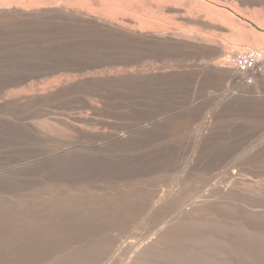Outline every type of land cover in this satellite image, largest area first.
Listing matches in <instances>:
<instances>
[{
  "label": "bare ground",
  "instance_id": "obj_1",
  "mask_svg": "<svg viewBox=\"0 0 264 264\" xmlns=\"http://www.w3.org/2000/svg\"><path fill=\"white\" fill-rule=\"evenodd\" d=\"M229 1L191 0L190 3L200 4L203 13L194 10L187 11L182 7V0L0 1V35L8 31L13 33V30H17L18 33L22 29L30 28L34 31L57 33L56 35L66 33L75 36V39L54 43L53 50L59 51L61 54L51 56L52 52H50L48 62L43 68L32 67L28 72L24 74L19 72L20 75L16 74L17 76L14 77L16 79L14 80L19 82L26 76L50 77L62 73L65 76L62 78L63 75L60 74L59 77L58 74V79L60 78L61 81H59L60 79L56 81L57 83L61 82L59 85H55V80L52 79L51 82L48 81L50 83H43L44 87L41 85H38V88L35 87L37 89L34 93L27 92L32 89V86L30 89L27 86V91L24 86L25 90H21V88L20 90L14 89L15 91H4V96L2 95L0 98L2 104L8 110L10 109V112L11 110L24 112L26 114H21V116L28 115V118L32 116L43 121L41 126L33 124L30 126L32 122L27 119L26 121L30 124L27 122L29 125L26 127V122L24 125L21 124L23 118L18 125L17 135H19L20 129L21 136L24 134L26 138L30 137L33 141L43 140L46 145L47 143L51 144L50 147L53 144L52 150L49 149L50 152L45 150L49 155L45 154L47 158L23 168L21 175L14 174V172L12 175L6 176L7 178L0 179V189H2L0 191L3 193V198H0V264H102L105 261L108 264L114 255L115 257L119 255H116L115 252L120 249V239L125 236L123 234L129 233L138 225L141 226L142 223L155 224L168 213L179 214L180 224L176 225L172 222L173 225L168 228L165 227L168 225H165V229L159 228L155 234L156 237L152 236L153 238L134 246L137 247L134 254L132 253L134 257L127 264H155L156 256L167 248L168 242L170 244L175 242L174 246L179 247L178 242L182 239V218L184 221L185 219L191 220L190 228L195 229L197 236H204L207 240L212 235L213 238L210 240L216 237L219 239L220 236L222 239L223 236H226L232 238L230 240L235 238L241 241L243 239L238 237L243 232L245 236H242L243 241L248 239L249 244L245 245L249 247L252 238H249L248 232L244 233L246 231L243 229L234 231L229 230L231 228L228 227V230L224 228L222 222L229 218H237L241 226L264 234V213L262 211L249 210L248 207L245 208L241 205L240 207H230L232 203L228 206L229 203L226 204L225 201L218 202L210 194L204 197L200 196L199 201H195L191 205L188 204V207L191 206L189 209L190 207L186 208L187 203L182 198L181 190H170L172 192H167L168 195L165 197L157 193L156 189V191L154 189L152 191L151 188V190L148 188H126L118 190V197L112 200L109 198V200H102L100 199L103 198L101 193L100 195L92 191L94 183L99 179H105V182H114L121 177L130 178L159 170H166V173L167 170H170L173 174H175L174 171L181 170L180 174H182V165H184L182 164V150L185 147L188 149L199 140L218 142L217 145L221 142H233L231 145L226 143L225 147H216L215 150L213 148L211 150V147L208 146L211 150L208 152V149L203 146L206 150H202H205L206 153L204 152L205 154L196 160L195 167L207 176L212 175L225 163V160L234 156L237 147L245 145L243 143L245 140L259 139L263 141V144L260 143L262 141H259L261 145H256L259 148L264 146V128L250 130V125L249 129H242L241 126V128H234L236 125L220 128L216 126L214 119L219 110H215L218 113L214 112V117L209 116V105L206 101H202V98L204 99L206 96L203 97L201 93L208 91L209 88L214 93L213 89L219 92L224 86H228L233 93L231 95L222 93V108L220 106L222 110L241 111V113L242 111L256 112L261 115L257 117L264 119V68H262L264 64V14L258 15L257 13L258 9L264 10V0H236L235 12L242 14L239 15L241 18H235V15H232L230 21H227L229 22V26H227L226 23L224 25L219 21L225 20L234 12L232 8L227 7L231 3ZM87 7H92L93 10L87 11ZM205 12L208 15L213 14V18L208 19ZM242 19H247L249 22ZM182 23L187 26L199 27L207 36L197 38L183 34ZM213 34H218L219 37H212ZM254 36L260 40H254ZM62 38L66 37L63 35ZM248 39L254 40L253 47L246 46ZM245 55L252 56L253 60L250 70L241 72L232 65V60ZM42 57L44 59V56ZM198 58L205 62L198 65L197 68L183 69L185 66L182 67V61ZM27 65L29 66V64ZM4 74L6 75V72ZM41 81L38 82L41 84ZM183 84L194 86V90L197 85V88L199 87L201 90H199L201 96L195 95L192 89L191 96L189 95L187 98L186 95L183 99ZM211 89H209L210 93ZM95 91H98L99 94L100 91L102 93L104 91L106 92L104 94L112 98V102L108 103L110 104L109 107L107 106L108 108L104 109L105 105L102 103L104 110H101L100 104L98 107L93 101L86 98L87 95H82L92 94ZM196 91L198 92V90ZM227 91L225 92L227 93ZM154 95H161V97L162 95H172L173 98L171 97V100L163 99L164 96L162 99L157 96L153 98ZM213 96L209 97L213 99ZM66 97L78 100L76 104L78 103L79 108L81 107L79 104L85 109L87 108L86 111L82 108L86 113L82 111H78L79 113H55L53 108L52 110L48 108L51 106L50 103L56 101L58 103V100H63ZM221 99L218 96V100L221 101ZM105 100L107 101V99ZM196 101L200 102L196 103ZM212 101L214 103V99L210 102L212 103ZM73 102L75 103V101ZM70 104L72 105L71 102ZM182 104L187 108L186 120L200 122L202 126V133L199 137H189L186 142L184 139L182 140V109H185V107L182 108ZM221 109L220 112H222ZM8 114L6 113V115ZM14 117L13 119L18 116ZM124 118L134 121V131H120L119 126L122 123L117 124L111 120ZM18 119L20 120V118ZM7 121L5 119L4 122ZM131 124L133 125V123ZM96 125H99L98 128L101 126L103 130L93 129L92 126L96 127ZM3 126H1L2 130ZM24 126L31 129L32 132L25 129ZM125 127L123 128L126 131ZM14 135L16 134L14 133ZM71 135L78 138V141H83L84 149L71 150L70 147L64 146L63 141L68 140L69 136L73 138ZM21 140L23 139L18 141ZM190 142L193 144L188 146ZM33 145L37 146L32 143ZM211 145L214 147L216 144ZM186 150L183 151L186 152ZM238 151L237 153H239ZM240 153L242 154V152ZM200 154L198 152V155ZM244 154L239 160L241 163L247 168L248 166L255 167L264 173V150L262 148L251 149ZM195 158L197 157L195 156ZM6 168L8 167L6 166ZM225 171L228 183L223 184L220 189L224 200L228 197H232V200L234 197H241L240 200L247 198V200L245 199L247 202L250 199L255 200V202L250 200L254 204L264 202L263 187L250 185L248 182L250 186L245 187L238 172L235 170ZM177 173L179 174V172ZM245 178H243L244 181ZM55 183L71 186L70 189H76L78 184L87 185H83L81 193L75 194L76 192H69L70 189L65 190V186L63 189L59 188L60 186L54 190L48 188L49 184ZM227 201L229 202V200ZM193 212L195 214H192ZM173 214L171 215L174 216ZM205 216L208 217V221L204 222L203 220L202 222L201 218ZM189 226L187 227L189 228ZM234 240L231 241L233 244ZM243 241L241 242L244 245ZM257 243L255 247L261 245L259 241ZM237 244L239 245V243ZM237 244L235 242L234 245ZM242 244L237 247L241 248ZM258 247H251V251L264 257V245L260 249ZM211 248L214 249L212 246ZM242 250L241 252H245V254L248 251ZM258 258L264 259L261 256ZM115 259L117 260V258ZM116 260H112L115 262L114 264H116ZM210 260L208 259V262ZM252 260L260 263L257 258H252ZM201 261L207 263L202 258Z\"/></svg>",
  "mask_w": 264,
  "mask_h": 264
},
{
  "label": "rangeland",
  "instance_id": "obj_2",
  "mask_svg": "<svg viewBox=\"0 0 264 264\" xmlns=\"http://www.w3.org/2000/svg\"><path fill=\"white\" fill-rule=\"evenodd\" d=\"M1 1V0H0ZM11 1V0H10ZM19 1H21V0H19ZM23 1V0H22ZM183 2H182V7H184V8H186L187 9V11H191V10H194V11H196V12H201V13H203V11H202V8H201V6H200V4L199 3H195V4H193V3H190V1L191 0H182ZM187 2V3H186ZM229 2H231L230 3V6L228 5L227 7H230V8H232L233 10H234V12H235V6H236V0H230ZM79 8H81V7H79ZM92 11L93 10V8L92 7H87V11ZM228 10V9H227ZM193 12V11H192ZM232 12L230 15H229V17L228 18H226L225 20H221V21H219L220 23H222V24H224L225 25V23L227 24V26H229V22H227V21H230V18L232 17V15L235 17V18H241V16H239V15H242V14H240L239 12ZM229 13V12H228ZM258 15H263L264 14V10H261V9H258ZM190 14V13H189ZM236 14H238V15H236ZM205 15H206V17L208 18V19H212L213 18V14L212 15H208V14H206V12H205ZM228 19V20H227ZM243 21H247V19H242ZM247 22H249V21H247ZM16 31V33H14ZM13 30L12 32L13 33H10V31H8V32H5V33H8V34H5V33H3V34H1V35H3V36H1L0 35V98H2V95L7 91L8 92V90L9 91H15V90H20L21 88V90H25V89H23V87L24 88H26V91L28 90V89H30V87L32 88V89H30L29 91H27V92H31V93H34L35 92V89H37L38 87V85H41V87L44 85L43 83H45V84H47V83H50L51 81H52V79H53V81H54V84L55 85H59L61 82H56V81H58L59 79H58V74H54L55 75V77H54V75H51L50 77H48V76H39V75H36V76H34V75H31V76H26V78H24L22 81H20L19 80V82L17 81H15L16 79L14 78V77H16L18 74L20 75V73H26V72H28L29 71V69L30 68H32V67H34V68H38V69H40V68H43L44 67V65L45 64H47V62H48V58H49V56L50 55H48L50 52H52L53 53V55H52V53H50L51 54V56H55L56 54L57 55H59V53L61 54V52H57L56 50H53L54 48H53V46L52 45H54V43L56 44V43H60L61 41H65V40H72V39H75V36L73 35V34H59V35H56L55 33L53 34V33H49V31L47 32V31H34V30H31L30 28H26V29H22V31L20 30L18 33H17V30ZM24 31V32H23ZM45 32V33H44ZM47 32V33H46ZM187 32V33H186ZM182 33L183 34H188V35H190V36H195V37H197V38H202V37H206L207 35H206V33L204 32V31H202L201 29H199V27H197V26H187V25H184L183 23H182ZM189 33H192V34H189ZM38 34V35H37ZM50 36H48V35ZM41 35V36H40ZM46 35V36H45ZM63 35H64V37H68L67 39L66 38H62L63 37ZM67 35V36H66ZM70 35V36H69ZM214 35V36H213ZM213 35H211L212 37H215V38H217V37H219V35L218 34H213ZM9 36V37H8ZM47 37V38H46ZM57 37V38H56ZM74 37V38H73ZM56 38V39H55ZM250 40H252L251 42H250ZM254 40H260L259 38H257L256 36H254ZM254 40L253 39H248V41H247V43H246V46L247 47H253L254 46V44H255V42H254ZM50 46V47H49ZM51 46H52V48H51ZM51 48V49H50ZM38 50V51H37ZM51 50V51H50ZM53 50V51H52ZM37 51V52H36ZM45 53H44V52ZM55 51V52H54ZM31 52V53H30ZM57 52V53H56ZM38 53V54H37ZM47 53V54H46ZM43 54H46V55H43ZM30 56H32V57H30ZM40 56V57H39ZM42 56H44V59H43V57ZM47 56V57H46ZM30 59H29V58ZM34 57V58H33ZM40 58V59H39ZM6 59H7V61H6ZM39 59V60H38ZM10 60V61H9ZM36 60V61H35ZM38 61V62H37ZM41 61H44V62H41ZM30 62V63H29ZM203 62H205V60H203V59H201V58H198V59H187V60H185V61H182V67H184L183 69H189V67L190 68H197V66L198 65H200V64H202ZM32 63V64H31ZM42 63V64H41ZM27 64H29V66L27 65ZM195 64V65H194ZM193 65V66H192ZM26 66V67H25ZM188 67V68H187ZM262 68H264V64L262 65ZM16 70H17V72H16ZM26 70V71H25ZM31 70V69H30ZM6 72V75L4 74ZM20 72V73H19ZM9 73V74H8ZM2 74V75H1ZM17 74V75H16ZM61 75H63L62 73H60ZM60 74H59V77H60ZM14 75V76H13ZM16 75V76H15ZM65 75H63V76H61L62 78L64 77ZM4 77V78H3ZM13 77V78H12ZM34 77V78H33ZM40 77H41V80L43 79V81H41L40 80ZM43 77V78H42ZM49 79H47V78ZM57 77V78H56ZM11 79V80H9V79ZM32 78V79H31ZM44 78H45V80H44ZM6 79V80H5ZM15 79V80H14ZM37 79V80H36ZM5 80V81H4ZM33 80V81H32ZM24 81V82H23ZM33 83H31V82ZM41 81L42 83L40 84L39 82ZM48 81H50V82H48ZM59 81H61V79L59 80ZM47 82V83H46ZM56 82V83H55ZM249 83H250V81H248ZM3 83V84H2ZM24 84L23 86H22V84ZM7 84V85H6ZM36 84V86H33V85H35ZM52 84H53V82H52ZM13 85V86H12ZM30 85V86H29ZM27 86H28V89H27ZM46 86V85H45ZM35 87H37V88H35ZM40 87V86H39ZM44 87V86H43ZM195 87H196V89L194 90V86H191V85H187V84H183L182 85V98L184 99L185 98V96L188 98V96L190 95L191 96V92H192V89L194 90V94L195 95H200L201 96V94L203 95V97L204 96H206V97H204V99L202 98V101H206L207 103H208V113H209V116H211V117H214L215 115V113L217 114L218 112V114H217V116H215L214 117V119L216 120H214L215 121V124H216V126H218V127H220V128H225V127H230V126H232V127H234L235 125V127L234 128H241L242 127V129H246V128H248L249 129V125L251 126L250 127V130H253V129H261V128H264V119L262 118H260V117H257V116H261L259 113L257 114L256 112H251L250 111V113H248V111H247V113H246V111H242V113H241V111H233V110H227V111H225V110H222L221 108H222V99H221V95H222V93H223V95L225 94H228V95H231L233 92H232V89L230 90L229 89V87L228 86H224L221 90H219V92H218V90H215V89H213L214 91V93H212V89L211 88H209V89H211V93L209 92L210 90L208 89V91H205V92H203V93H201L200 91V88L198 87L197 88V85H195ZM10 88V89H9ZM4 89V90H3ZM13 89V90H12ZM15 89V90H14ZM34 90V91H33ZM196 90H198V92L196 91ZM200 90V91H199ZM224 90V91H223ZM226 90H228L227 91V93L225 92ZM1 91H2V94H1ZM5 91V92H4ZM218 92V95H217V92ZM4 92V93H3ZM96 92V91H95ZM95 92H93L92 94L91 93H88V94H90L89 96H88V94H82V95H87L86 96V98L87 99H89V100H91V101H93V103L96 105V106H98V104H100L99 106H101L100 108H101V110H104L107 106L109 107L110 106V104H108L109 102L111 103L112 102V98L110 97V96H108L107 94H104V93H106V92H104L103 91V93H102V91H100V94H99V92L97 91L96 93ZM201 94H200V93ZM207 92H209L208 93V95H207ZM215 93H216V95H215ZM206 94V95H205ZM214 95L213 96V99H214V103H215V101L216 100H218V96H219V99H221V101H216V103L214 104L213 103V101H212V103L210 102L211 100H213V99H211L210 97H212V95ZM106 95V96H105ZM184 95V96H183ZM4 96V95H3ZM96 96V97H95ZM102 96V97H101ZM156 96H157V98H163V96L165 97V98H163V99H172L173 98V96L172 95H162V97H161V95H154V96H152L153 98H156ZM210 96V97H209ZM217 96V97H216ZM104 97V98H103ZM108 97H109V99H108ZM172 97V98H171ZM94 98V99H93ZM206 98V99H205ZM209 98V99H208ZM64 99H66L65 101H64ZM67 99H69V100H67ZM71 99H73L72 101H71ZM99 99V100H98ZM104 99H107V101L105 100L104 101ZM182 99V100H183ZM211 99V100H210ZM111 100V101H110ZM208 100V101H207ZM63 101V102H62ZM73 101H75V103L73 102ZM78 100H76L75 98H73V97H66V98H63V100L62 99H60V100H58V103H57V101L56 102H53V103H56V104H53V103H50V105L51 106H49L48 108L49 109H51L52 110V108H53V110H55L54 112L55 113H69V112H78V111H82V112H84V111H86L87 110V108L85 109V107H83L82 105H80L79 104V106H81L80 108L78 107V103L76 104V102H77ZM103 101V102H102ZM70 102L72 103V105L70 104ZM200 102V101H199ZM198 101H196V103H199ZM60 103V104H59ZM67 103V104H66ZM69 103V104H68ZM97 103V104H96ZM102 103H104V105H105V107H104V105L102 104ZM2 101H0V179H5V177L6 176H9V175H12L14 172V174H18V175H21L22 174V171L25 169V167H27L28 165L29 166H31L33 163H35V162H37V161H39V160H42L43 158L45 159V158H47V156H49L48 155V153H47V151L48 152H50L52 149V147H53V144H52V146L50 147V145H48V143H47V145H46V142L44 141L43 142V140H41V141H37V140H34L33 141V139L32 138H30V137H25V135L23 134V136H21L22 135V132L20 131V129H19V135H17V132L16 131H18V128H19V126L18 125H20L19 123H21V121H22V119L24 118V120L22 121V125H24V124H26L28 121L29 122H32L31 124H30V126L33 124V125H35V126H39L43 121H41L40 120V118L38 119V118H36V117H32V116H29V118L31 119H29L27 116L28 115H25V116H21V114H26V113H22V112H18V111H16V112H14L13 110H11V112H10V109L8 110L7 108H5V106L2 104ZM58 104V105H57ZM62 104H64V105H62ZM107 104V105H106ZM214 105V107H213V105ZM55 105V106H54ZM57 105V106H56ZM61 105V106H60ZM66 105V106H65ZM70 105V107H68ZM75 105V106H74ZM213 107H211V106ZM54 106V107H53ZM60 106V107H59ZM98 106V107H99ZM220 106H221V108H220ZM2 107V108H1ZM4 107V108H3ZM59 107V108H58ZM64 107V108H63ZM68 109H67V108ZM73 107V108H72ZM103 107H104V109H103ZM107 107V108H108ZM183 107H185V109L183 108ZM82 108H84V109H82ZM99 108V109H100ZM182 117L184 118H182V140L184 139V142H186L187 141V138H189V137H192V136H194V137H199V135H200V133H202V126H201V124H200V122H189V120L187 121L186 119H187V117L185 116V114L187 113V108H186V106L185 105H183L182 104ZM4 109H6V110H3ZM75 109V110H74ZM220 109L222 110V112H220ZM84 110V111H83ZM211 110V111H210ZM218 111V112H216V111ZM6 111V112H5ZM7 111H9V112H7ZM186 111V112H185ZM215 112V113H214ZM227 112V113H226ZM245 112V113H244ZM6 113L8 114V115H6ZM18 113H20V114H18ZM79 113V112H78ZM84 113H86V112H84ZM221 113V114H220ZM224 113V114H223ZM236 113V114H235ZM2 114V115H1ZM5 114V115H4ZM11 114V115H10ZM18 114V115H17ZM212 114V115H211ZM228 114V115H227ZM231 114V115H230ZM240 114V115H239ZM242 114V115H241ZM245 114V115H244ZM257 114V115H256ZM14 115H15V117H17V118H15L14 117ZM21 117H20V116ZM85 115V114H84ZM219 115H221V116H219ZM8 116H9V118H11V120H9V118H8ZM13 117L16 119H13ZM26 117V118H25ZM3 118V119H2ZM18 118H20V120L18 119ZM36 118V119H35ZM257 118H259L258 120H257ZM5 119H7L8 121L7 122H4L5 121ZM28 119V121H26ZM34 120V123H33V120ZM40 120V121H38V120ZM127 118H124V119H119L120 120V122H119V120L117 119H111L113 122H117V124H120V123H122V124H120V126H122V127H120L119 126V130L120 131H124V132H129V131H134V125H135V123H134V121H131V120H129V119H127ZM261 119V120H260ZM2 120V121H1ZM12 120H14V121H12ZM19 120V121H18ZM116 120V121H115ZM122 120V121H121ZM123 120H125L124 122H125V124H124V122H123ZM10 121H11V123H12V125H11V123H10ZM18 121V122H17ZM35 121H38V122H40V123H38V122H35ZM127 121V122H126ZM129 121V122H128ZM255 121V122H254ZM257 121V122H256ZM14 122V123H13ZM24 122H26V123H24ZM4 123H6V124H4ZM15 123H16V125H15ZM26 124V127H27V125H29V124ZM129 123V124H128ZM131 123H133V125L131 124ZM260 123H262V124H260ZM131 124V125H130ZM232 124V125H231ZM243 124V125H242ZM6 126V127H4V126ZM128 125V126H127ZM260 125V126H259ZM263 125V126H262ZM1 126H3V130L1 129L2 127ZM41 126V125H40ZM126 126V127H125ZM241 126V127H240ZM246 126V127H245ZM256 126V127H255ZM259 126V127H258ZM8 127V128H7ZM11 127H13V128H11ZM14 127H16V128H14ZM25 127V126H24ZM25 127V129H28L30 132H32L31 131V129H29V128H26ZM99 127V125H96V127L95 126H92V128L93 129H95L96 130V128H98ZM123 127H125V129H126V131L124 130V128ZM258 127V128H257ZM5 128V129H4ZM123 128V129H122ZM8 129V130H7ZM11 129V130H10ZM98 129H102L103 130V128H101V126H100V128H98ZM6 130V131H5ZM14 130V131H13ZM11 131V132H10ZM28 131V132H29ZM6 132V133H5ZM8 132H10V133H8ZM14 133L16 134V135H14ZM10 136H9V135ZM13 136V137H12ZM17 136H19V137H17ZM71 136H73V135H71ZM4 137V138H3ZM21 137V138H20ZM24 137V138H23ZM28 138H30V139H28ZM73 138H74V136H73ZM72 137L70 138V136H69V138H67L68 140H64L63 141V143H64V146L65 147H67V148H71V150L72 149H76V150H81V149H84L83 147L85 146L84 145V143H83V141L81 140H79L78 141V138H74L73 139ZM20 139H23V140H21V141H18V140H20ZM24 139H25V142H24ZM8 140V141H7ZM28 140V141H27ZM31 140V141H30ZM73 140V141H72ZM254 140V141H253ZM10 141V142H9ZM18 141V142H17ZM23 141V142H22ZM27 141V142H26ZM30 141V142H29ZM68 142V143H65V142ZM200 141V140H199ZM199 141H197L198 143H196V142H194V144H196V145H194L192 142H190L189 144H188V146L192 143L193 144V146H189L188 147V149L185 147L183 150L185 151L186 149V152H184L183 150H182V164H184V165H182V174H180V172H181V170L179 171H174L175 172V174H173V172L172 171H170V170H167V173H166V170H159V171H151L150 173H144V174H140V175H137V176H131L130 178L129 177H121V178H119V179H117L116 181H114V182H116V183H114V182H110V181H106L105 182V179L103 180V179H99V180H97L98 182H95L94 183V187L92 188V191L94 192L95 191V193H98V194H100L101 196H103V198H100V199H102V200H112V199H114L115 197L117 198L118 197V190H120V189H129V188H131V189H133V188H136V189H146V188H148L149 190H151L152 189V191H153V189H154V191H156V190H158L157 191V193H159L161 196H167L168 195V193L169 192H172V191H174V190H177V191H180V192H183L182 193V198L186 201V203H187V207L186 208H189V209H191V204H193L195 201H199V198H200V196L202 197H204V196H206L207 194H210L211 196H212V198L213 199H216L218 202L219 201H225V203L227 204V203H229V204H227L228 206L230 205V203H232L233 205H236V206H233L232 204L230 205V207H240V205L241 206H244L245 208L246 207H248V209L249 210H254V211H262L263 213H264V202L263 203H261V202H258L257 200H256V202H258V203H256V204H254V203H252L253 201L255 202V200H249L248 202L246 201L247 200V198H245L244 199V197H243V199L244 200H240V199H242L241 197H234V199H236L235 201H234V199L232 200V197H228L226 200H229V202L227 201L226 202V200H224V198H223V196L221 195V192H220V189H221V187L223 186V184H227L228 183V181H227V179H226V171L225 170H232V171H234L235 170V172H238L241 176H240V178H241V182L243 183V186H250V185H252V184H254V186H258V187H263L262 188V190H264V173H262L261 171H259V169H257V168H255V167H250V166H248V168H247V166L246 165H244L243 163H241L239 160H241V158L245 155L244 153H246L247 151H249V150H251V149H256V148H258V149H263L264 150V146L262 145V146H260V148L258 147L259 145H261L260 143H262L263 144V141L262 140H257V139H250V140H245L243 143L245 144V145H241L239 148L237 147V151L239 152V153H237V151H236V153H235V155L234 156H232L230 159L228 158L227 159V161L225 160L224 162V164H222L221 166H220V168L218 169V170H216L212 175H208L207 176V174H205V173H202L201 171H198V169L195 167V165H196V160L202 155V154H205L206 153V149H208L207 150V152L210 150L209 148H208V146L209 147H211V150H212V148H213V150H215L216 149V147L217 148H220V147H223L226 143H229L230 145L231 144H233V142L231 143V142H221V143H219V145H217V143L216 142H203V141H200V143H199ZM259 141H262V142H260L259 143ZM21 142V143H20ZM35 142V143H34ZM37 142V143H36ZM83 144H82V143ZM203 142V143H202ZM249 142V143H248ZM258 142V143H257ZM17 143V144H16ZM24 143V144H23ZM27 143V144H26ZM29 143V144H28ZM31 143V144H30ZM32 143L33 144H38L36 147H35V145H33L32 146ZM73 143V144H72ZM77 143V144H76ZM205 144V145H202V144ZM209 143H210V145H209ZM16 144V145H15ZM41 144H42V146H41ZM45 144V145H44ZM71 144V145H70ZM78 144H80V145H78ZM82 144V145H81ZM191 144V145H192ZM198 144H200V145H198ZM211 144H216L214 147H213V145H211ZM258 146H257V145ZM18 145H20V146H18ZM22 145V146H21ZM24 145V146H23ZM67 145V146H66ZM207 145V146H206ZM248 145H250V146H248ZM45 146H46V148H45ZM200 146V147H199ZM203 146H205L206 147V149L205 148H203ZM229 146V145H228ZM228 146H226V147H228ZM257 146V147H256ZM9 147V148H8ZM14 147V148H13ZM22 147V148H21ZM48 147V148H47ZM195 147V148H194ZM197 147V148H196ZM225 147V146H224ZM30 148V149H29ZM42 148V150H40ZM78 148V149H77ZM192 148V149H191ZM195 150H194V149ZM199 148H201V149H199ZM18 149V150H17ZM49 149H50V151H49ZM197 149V150H196ZM202 149H205V150H202ZM242 149H244L243 151H242ZM30 150V151H29ZM39 150V151H38ZM45 150H47V151H45ZM202 150V151H201ZM210 150V151H211ZM24 151H26V152H24ZM42 151V152H41ZM190 151V152H189ZM198 152H200L201 154L200 155H198ZM203 152V153H202ZM205 152V153H204ZM240 152H242V154L240 153ZM36 153V154H35ZM18 154V155H17ZM29 154V155H28ZM34 154V155H33ZM38 154V155H37ZM45 154H47V156L45 155ZM49 154H51V153H49ZM10 155V156H9ZM34 156V158H33V156ZM43 155H44V157H43ZM189 155V156H188ZM197 157V158H195V156ZM236 155H238V156H236ZM26 156V157H25ZM184 156V157H183ZM187 156V157H186ZM20 159H19V158ZM40 157V158H39ZM191 157V158H190ZM234 157V158H233ZM22 158V159H21ZM186 158H188V159H186ZM186 159V160H185ZM27 160V161H26ZM191 160V161H190ZM194 160H195V162H194ZM230 160V161H229ZM19 163H18V162ZM21 161V162H20ZM184 161H186V162H184ZM12 162V163H11ZM188 162V163H187ZM194 162V163H193ZM18 163V164H17ZM12 164V165H11ZM192 164H194V165H192ZM228 164V165H227ZM243 164V165H242ZM188 165V166H187ZM233 165V166H232ZM6 166L8 167V168H6ZM184 166V167H183ZM232 166V167H231ZM189 167V169H187ZM191 167V168H190ZM4 168H6V169H4ZM18 168V169H17ZM24 168V169H23ZM248 170H246V169ZM16 169V170H15ZM22 169V170H21ZM195 169V170H194ZM196 169H197V172H195L196 171ZM237 169H241V170H243V171H241L240 172V170H237ZM10 170V171H9ZM246 170V171H245ZM17 171H20V172H17ZM192 171V172H191ZM259 171V172H258ZM177 172H179V174L177 173ZM200 172H201V174H200ZM163 173V174H162ZM171 173V174H170ZM193 173V174H192ZM221 173H222V175H221ZM150 174V175H149ZM157 174V175H156ZM202 174H203V176H202ZM205 174V175H204ZM216 174V175H215ZM243 174V175H242ZM244 174H246V175H244ZM4 175V177H2ZM148 175V176H147ZM145 176V177H144ZM244 176V177H243ZM136 177V178H135ZM246 177V178H245ZM7 178V177H6ZM243 178H245V181L243 180ZM247 178H249V179H247ZM123 179V180H122ZM129 179V180H128ZM120 180V181H119ZM243 180V181H242ZM249 180V181H248ZM253 180V181H252ZM103 181V182H102ZM226 181V182H225ZM225 182V183H224ZM250 184V185H248V183ZM251 182V183H250ZM258 182V183H257ZM258 185H257V184ZM247 184V185H246ZM262 184V185H261ZM52 187H51V186ZM83 185L84 184H78L77 186H76V189L75 188H71L70 189V187L68 186V185H61V184H49V186H48V188H50V189H52V190H54V189H56V188H58L59 186V188H64L63 186H65V190H68V189H70V191L69 192H76L75 194H79V193H81V190L83 189ZM85 185H87V184H85ZM84 185V186H85ZM96 185V186H95ZM98 185V186H97ZM190 185V186H189ZM197 187H195V186ZM261 185V186H260ZM58 186V187H57ZM67 186V187H66ZM149 186V187H148ZM158 186H160V187H158ZM77 187H78V189H77ZM144 187V188H143ZM154 187V188H153ZM158 189H157V188ZM187 187H188V189H187ZM151 188V189H150ZM178 188V189H177ZM180 188V189H179ZM186 188V189H185ZM194 188H196V189H194ZM156 189V190H155ZM161 189V190H160ZM194 189V190H193ZM0 190H2V189H0ZM170 190H172V191H170ZM191 190V191H190ZM193 190V191H192ZM197 190V191H196ZM201 190V191H200ZM190 191V192H189ZM161 192V193H160ZM168 192V193H167ZM198 192V193H197ZM163 194V195H162ZM198 195V196H197ZM190 197V198H189ZM0 198H3V193H1V191H0ZM109 198V199H108ZM198 198V199H197ZM187 199V200H186ZM196 199V200H195ZM220 199V200H219ZM239 199V200H238ZM231 201V202H230ZM233 201V202H232ZM239 201V202H238ZM240 201H241V203H240ZM244 201V202H243ZM235 203V204H234ZM240 203V204H239ZM260 203V204H259ZM188 204H190L189 205V207H188ZM248 204H249V206L251 207H249L248 206ZM253 204H254V206H253ZM237 205H239V206H237ZM195 211V210H194ZM175 213V212H174ZM170 214V215H169ZM171 214H173V213H168V214H166L164 217H161L160 218V221H158V222H156L155 224H152V223H147V224H145V223H142V224H140L141 226H137V227H135V228H133L131 231H129V233H125V234H123V235H125V236H122V238L120 239L121 240V245L119 246V248L120 249H118V251H116L115 252V254L117 255V254H119V255H117L118 257H119V259H118V257L116 256L115 257V255L113 256V258L112 259H110L109 261H111V262H108V264H112V262L114 261V260H116L115 258H117V260H116V264H127L128 262L130 263V261L132 260V258L134 257V251H135V249L137 248H135L134 246H138V245H140V244H142L143 242H145V241H147L149 238H151L152 236L153 237H156V233L158 232V230H159V228H164L165 229V227H169V226H172L174 223L176 224V225H179L180 224V220L178 219L179 218V214H177L176 213V215H174V216H172ZM192 214H195L194 212L192 213ZM197 214V213H196ZM168 215V216H167ZM171 218V219H170ZM178 220H177V219ZM175 219V220H174ZM203 220H204V222H205V220L206 221H208V217L207 216H205V217H203V218H201V221L203 222ZM176 221V222H175ZM178 221V222H177ZM172 222H173V224H172ZM192 224V221L191 220H189V219H185V221H184V219L182 218V239L181 240H179V242H178V246L179 247H175L174 245H175V242L172 244H170L169 242H168V244H167V248L161 253V254H159V255H157L156 256V258H157V261H155L154 260V263L155 264H197V261H198V264H200L199 262H201V263H203L202 261H201V258H202V260L203 261H206L207 263H203V264H213V262H214V264H248L249 262H250V264H258L259 262H256L255 260H254V262H253V260H252V258H257V261H260V263L259 264H264V259H259L258 258V256H261V258H264L262 255H257L258 253H253L252 251H251V247H253V248H256V247H258V246H260V247H262L263 245H264V234H262V233H260V232H257V231H255V230H253V229H247L246 227H243V226H241V224H240V221L237 219V218H229V219H224V221L222 222L223 223V225H224V228L225 229H227L228 230V228H231V229H229V230H234V231H236V229H237V231L239 230V229H243V230H245L246 232H244V233H247V234H250V237H249V235H248V237L249 238H252L250 241L252 242L251 244H250V246L249 247H246V243H248L249 244V241H247L248 239H246L245 241H243L244 240V238L243 237H245L244 236V234H243V232H241L242 234H240V232H238L241 236L240 237H238V238H241V239H243V240H241V241H243L244 242V245L242 244V242L239 240V239H235V238H233V240H234V244H235V242H236V244L237 243H239V245H243L242 247H244V248H242V249H244L245 251L246 250H248L247 251V253L248 252H250V253H246L245 254V252H241V251H243L241 248H238V247H240L238 244V247H237V245H234L233 244V242H231V241H233V240H230V239H232V238H229V237H226V236H223L222 237V239L219 237V239H218V237H216L217 238V240H216V238L215 239H212V240H214V241H212V240H210V238H213L212 237V235L209 237V239L207 240V239H205V237L204 236H200V235H198L197 236V232L195 231V229H191L190 227L191 226H189V225H191ZM161 224V225H160ZM165 225H168V226H165ZM161 226V227H160ZM165 226V227H164ZM187 226H189V228L187 227ZM226 226V227H225ZM228 227V228H227ZM158 228V229H157ZM185 228H188V229H185ZM184 231V232H183ZM239 234H237V236H239ZM158 235V234H157ZM253 237H252V236ZM149 236V237H148ZM243 236V237H242ZM127 237H128V239H127ZM152 237V238H153ZM203 238V240H200V239H202ZM208 238V237H207ZM254 238V239H253ZM143 239V240H142ZM204 239H205V241H204ZM142 240V241H141ZM210 240V241H209ZM253 240V241H252ZM261 240H263L262 241V243H261ZM123 241H124V243H123ZM128 241V242H127ZM204 241V242H203ZM209 241V242H208ZM213 242V244H212V242ZM238 241H240V242H238ZM259 241V243H261V245H257L256 247H255V245H256V243ZM254 242V243H253ZM128 243H130V244H128ZM132 243H135L134 245L132 244ZM211 243V244H210ZM123 244V245H122ZM127 244V245H126ZM137 244V245H136ZM208 244H210V245H208ZM246 244V245H245ZM254 244V245H253ZM258 244V243H257ZM133 245V246H132ZM127 246V247H126ZM131 246V247H130ZM210 246V247H209ZM211 246L212 247H214V249H212L211 248ZM209 247V248H208ZM260 247H258L259 249H260ZM210 250H212V251H209L208 249ZM248 248H250V249H248ZM123 249V250H122ZM127 249V250H126ZM241 249V250H240ZM228 250H229V252H228ZM120 251H121V253H120ZM127 251V252H126ZM131 253V254H130ZM133 253V254H132ZM254 254H256V255H254ZM251 255V256H250ZM257 256V257H256ZM155 258V259H156ZM204 258V259H203ZM205 258H206V260H205ZM121 259V261H118V260H120ZM127 259V260H126ZM131 259V260H130ZM208 259L210 260L209 262H208ZM113 260V261H112ZM123 261V262H122ZM127 261V262H126ZM246 261H247V263H246ZM117 262H119V263H117ZM125 262V263H124ZM210 262H212V263H210ZM103 263H105V264H107L106 263V261L105 262H103ZM102 263V264H103ZM115 262H113V264H114Z\"/></svg>",
  "mask_w": 264,
  "mask_h": 264
},
{
  "label": "built area",
  "instance_id": "obj_3",
  "mask_svg": "<svg viewBox=\"0 0 264 264\" xmlns=\"http://www.w3.org/2000/svg\"><path fill=\"white\" fill-rule=\"evenodd\" d=\"M253 57L252 56H242L236 57L232 60V65L241 72H248L251 68Z\"/></svg>",
  "mask_w": 264,
  "mask_h": 264
}]
</instances>
